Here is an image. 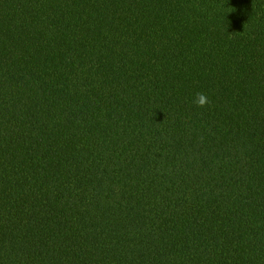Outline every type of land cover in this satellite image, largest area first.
Masks as SVG:
<instances>
[{"label":"trees","instance_id":"obj_1","mask_svg":"<svg viewBox=\"0 0 264 264\" xmlns=\"http://www.w3.org/2000/svg\"><path fill=\"white\" fill-rule=\"evenodd\" d=\"M0 264H264V0H0Z\"/></svg>","mask_w":264,"mask_h":264},{"label":"clouds","instance_id":"obj_2","mask_svg":"<svg viewBox=\"0 0 264 264\" xmlns=\"http://www.w3.org/2000/svg\"><path fill=\"white\" fill-rule=\"evenodd\" d=\"M208 98L204 93H196V98L194 100V103L199 106L203 107L208 103Z\"/></svg>","mask_w":264,"mask_h":264}]
</instances>
